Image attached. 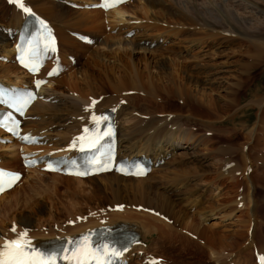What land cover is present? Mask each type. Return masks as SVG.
I'll use <instances>...</instances> for the list:
<instances>
[{
	"label": "bare ground",
	"instance_id": "6f19581e",
	"mask_svg": "<svg viewBox=\"0 0 264 264\" xmlns=\"http://www.w3.org/2000/svg\"><path fill=\"white\" fill-rule=\"evenodd\" d=\"M24 1H26L25 4L27 6L32 8L35 12L39 13L50 22V24L54 27V30L57 34L58 41L64 42V47L66 48V52L73 51L74 49H77L76 47H79L80 52L81 51L83 52L82 48L83 46H86V44L83 45L82 42H80L73 35H71L72 32H80V31H76V29L71 26L79 27L89 23L90 25L94 23V27L99 30L101 35H104V37H102L101 35H97L94 33L91 34L87 33L86 35L89 36L91 42L95 43L100 39L99 43L101 45L103 44V46H105L106 48L108 47V49L101 51V49H95L92 48L91 46L90 47L88 46L87 50L89 49L90 51L89 54L86 55L84 54V52L83 54L81 52L82 57H86L88 59L89 63H87V66L91 67L90 69L97 68L100 72L99 75H101V77L96 76L91 72L93 70L89 71V69L86 70L83 73V75L81 74L82 75V76L80 75L81 77H78L77 76L78 72H72L68 67H65L64 64L62 65L59 64L60 62H58V67L55 69L56 74L48 77L47 81L51 83L53 81H58L57 84L58 86L64 85L67 88L70 87L71 89H73V91H76V95L78 92L82 93V95L78 94L79 96L75 97L77 99H74L76 101H72L73 99L71 98L70 102H68L69 100L67 99H65L67 101H65L64 99H60L61 101L59 103L57 102L52 104L51 102V104H45L43 102L40 103L41 98L35 101L26 112V118L24 119L23 129L25 132H29L30 134L42 135L43 138L37 144L30 146H21L17 142L5 144L3 146L0 145V148H2V150L8 149V152H10L11 154L10 163L13 162L15 163L17 161L20 162V153L21 151L23 152L25 149L38 150L40 152H49L52 150L55 151L58 150L59 153H61L62 150H64L63 152H67L71 148L73 153L76 152L78 146L76 148H72L71 145L74 139L76 138V135L80 132V127L82 125H86V127L91 126L89 119L90 113L94 112L97 115H104L109 109L111 111L115 109L113 113H114V120L117 125V139L119 141L118 153L122 156L129 154L140 155L143 152L146 153L147 151H151L150 154L153 153V157L155 159L154 162L156 163V160L160 161L165 156V152L168 151L169 153L175 150L177 147L182 146L183 143L188 142L187 143L188 145L186 146L188 147V149L194 148L195 146L198 147V145L202 140L199 139V136H197V134H194L193 131H188L187 128L183 127L184 123H189V124L192 123L190 121L186 122V120L192 119L190 118V116H193V118H195L196 117L195 115L198 114L196 112H202L209 116V110H214L217 107H220L222 110L224 109L229 110L231 113L227 117L229 118V120H232L234 116L232 113L233 112L232 109L233 106L234 107L236 106L235 104L237 102L234 101L235 99H233V96H236L239 92L243 91L241 85V83L243 82L242 78L244 80L245 77L247 78L249 76L248 71L250 67L251 69H254L257 65H264V58H263L264 54H262L264 53L263 33L251 31L250 34H248L247 31L249 30V28L248 26H246L248 23V18H244L241 16L238 17L232 10L229 9L224 10L220 5L214 6L212 10H209L207 8H203V9L197 7L193 8L196 17L191 18L183 11H180L179 8L172 5V2L170 0H132L129 1L128 3L119 6L116 9L106 12L100 9L86 10L84 9L83 6H82L83 9L81 10H74V9L66 8L64 7L65 6L64 4L63 6L62 4L58 3V1L56 2L53 0L52 1L24 0ZM75 1L73 0V2ZM85 1L86 3L87 2L91 3V0H84L82 2ZM262 1L264 2V0ZM34 2L37 4V8H35ZM46 2L48 3V5L46 4ZM250 2L252 5L255 6L253 12H256V14L260 15L264 19V5H258L252 1ZM11 4L13 5L14 3ZM45 4L47 6H45ZM14 7H15L14 10L16 11L14 13L15 17L12 18L14 20H8L9 18L6 19L5 20L6 26H4V28H0V49L4 53L2 56H0L2 59L0 60V82H3L6 85L18 84L20 82V79L25 77V73L19 67H17L13 61L14 47L11 46L12 42L9 39L10 35H12L14 38H17L18 27L21 25V22L24 18V14L22 13V11L19 10V8H17L16 5H14ZM125 14H130L133 17V18H128L127 21L128 20L133 21V19L136 20V22L133 21L135 22V24H132L133 26L127 23L129 25V29L134 28L135 30H138L137 32H140L139 30H142L141 34H144L148 29L151 30L155 28L161 29L163 33H165V35H168L170 33L172 34V32L181 35H183V33H188L189 34L188 43L191 47L193 45H198V46L203 45V42L202 41L200 42L198 37H192L193 35L200 36L199 34L201 33L200 31L202 30L207 33L208 30H209L208 32H211L214 30H218L217 27H220V29L222 30L221 33L227 35V33L231 31L233 32V36H235V33L238 32L239 34L240 32L236 27V25L240 26L245 30V32L242 33L240 32V34L242 35L244 34V36L247 37L251 50L253 49V54L252 53L251 54L256 57L257 56L260 57V59L259 58L257 59L256 61L257 63H255L254 58L252 59L251 61L252 64L248 67L246 74H242L244 71L240 69L241 72L239 71L240 75H238V77L242 82H240L237 85H235V83H232L233 86H231V88L228 87L226 90L228 99L230 98V100L227 101V99H225V101H222L223 103L219 105L220 103L219 104L216 103L217 101L216 98H214L211 94L208 95L205 92V90H207V87L206 86L204 87V85L211 83H219V81L217 80L220 79H218L219 77L217 76V74L220 72L224 73V71L226 70H221L220 68L218 69V71L208 73L205 70L207 66L206 62L205 63L201 62L200 64H198L192 61L191 59L183 58V60L182 59L178 60L177 55L179 53L176 50V47L174 46H167L166 48H161L162 52H160L161 54L159 53L156 58L153 57L151 59H148L149 57H146L145 59L143 58L144 66L142 68L140 65L142 58L136 59L134 58V54H137L140 51L144 52L145 50H147L145 44L146 43L148 44V42H144V45H142L141 44L142 42H139L136 39L137 38L136 35H135L136 38L134 37V39L127 40L124 39L125 37L123 39L120 38L121 36L119 35L121 34V28H118L116 34H110V33L104 34L105 29L107 28L109 30L111 29L110 24H113L115 26L116 24H119L118 22L120 23L126 22ZM110 17H112L113 20L114 21L116 20L117 22L115 23L113 20L110 19ZM100 18H102V21H99ZM103 18H105L106 20L105 24ZM142 20L152 23L151 26L147 28L143 24ZM206 20H209V23H207ZM197 21H200L201 24H199ZM197 25H204L205 30L203 29V26H197ZM223 25L225 26V28H223L224 27ZM223 29L226 32H224ZM179 38L181 39V37ZM184 40H182L181 42H185V41L187 42V40L185 41ZM204 43H207V41ZM59 44L62 45L63 43H59ZM110 46H114L115 48L110 49L109 48ZM205 46H207V44ZM75 51L78 52V49L74 50V52ZM164 51L166 52L167 55L163 54ZM59 52L57 54V57H59L60 55ZM169 56L171 58H169ZM191 56L194 59L197 58L196 54H191ZM57 57L49 55L47 58L46 66H49L54 62H57ZM3 58H6V61H3ZM63 62L67 63L65 62V59L63 60ZM188 65L191 67H189ZM219 66L217 65V67ZM46 68L47 67H45L42 70L43 76H45ZM199 68L201 70L200 74H199ZM236 71H238L237 68ZM57 74L58 76L61 74V76L59 78H56ZM46 90L47 88L44 86L42 89L43 95L45 94ZM52 90L55 91L54 88ZM54 91H52V93ZM131 91H135L136 93L131 94L130 93ZM141 93L143 94L141 95ZM105 94L106 97L104 96ZM71 97L73 96L71 95ZM89 97H91V101ZM175 97L179 98L180 104H183V106H179V107L177 106L178 108L174 107L175 105L173 104V100H175ZM121 99L124 100L123 103L119 102ZM157 99L162 101L164 100L163 102L166 105V109L176 108V110L175 109L172 110L174 111L175 114H172L170 116V114L168 113L172 112L171 109L166 110L156 105L155 102ZM93 100H97V103L95 104L94 107H92L91 111H86V109L92 105ZM263 100L264 98H260V100L256 98L255 100L253 99V103L257 105V108L260 107L261 111L260 114L258 115L257 123L256 124L253 123V128L250 129L251 131L250 137H247L248 139L247 146H249V144L252 141H260L261 145L259 146V148L256 150V153L252 157L251 159L252 161L250 163H246V167H243L244 174H238L244 177L247 180V183L250 185V187L247 188L248 192L246 194V198L248 200V202L246 203L248 204H251L250 203L251 200H253V202L255 201L256 184L258 183L260 184L259 181H262V179L264 178V104H262ZM196 101L202 102L204 106L206 105L207 107L198 109L199 105ZM66 104H69L67 106L69 107L70 110L68 111L67 114H64L63 116H57L58 118L56 121H59L60 119L63 120L64 118L63 120L64 123L63 125L60 126H67L68 128H71V130L68 132L55 133L56 131L53 132L51 127L52 118L56 115L58 109L64 107ZM254 104L251 105L254 106ZM155 106L157 108L152 109ZM184 106H185V110H183ZM244 107L245 106H243V109ZM129 108L131 109L130 112H133L131 114L138 113L140 118L132 127L131 126L129 127L130 130L128 132H126L125 134H120L121 129H120V124L118 122V117L121 116V114L124 113L125 111L126 112L127 110L129 111L130 110ZM69 114H71V117L69 116ZM32 115L35 116L34 119L31 118ZM208 116L207 119H205L204 121H206L207 124L210 123L213 124V120L215 118H211L210 116L209 117ZM196 119L198 121L201 120L200 117H197L193 120ZM210 119H212V121H209ZM220 119H223L224 121L225 117L224 118L222 117ZM230 123L232 124V122ZM207 127L209 128V126ZM255 130L258 132L256 133ZM225 131L226 130H224V132ZM0 134H2L1 130H0ZM16 146L18 147V150L14 149ZM229 146H227L228 147L227 150L231 148ZM247 146H243L241 144L239 148L235 147V150H233V152L237 153V150L242 151ZM223 155L232 156L230 155V151L224 152ZM259 155H261V157H259ZM3 156L4 153L0 152V157ZM5 163L6 162L3 161L0 162L1 165L7 167V164ZM261 164L263 165L262 168L260 167ZM36 168L40 169L38 167L30 168V169H36ZM28 170L29 169H27V171ZM151 170L154 169L152 168ZM223 170H227V169H223ZM237 171H242V168L241 167L237 168L234 164V167L231 168L228 167L227 175L230 177L231 176L230 174L233 173L232 176L234 178L235 177L234 174L235 173L237 174ZM44 174L48 175L47 172H45ZM50 175H52L51 177L57 176L59 179L62 178L63 181H67L68 183L76 182V181L78 183H85V182L89 183L90 186L92 187L93 192H95L99 196L102 194L101 196L103 198L101 199L102 200L101 204L111 205V211L109 213L104 214V210L102 206H100L97 212H95L94 210L92 211L95 212L94 214H96L94 218H87L85 222L79 221L76 225L73 226H63V225H61V227L53 226L50 227L48 230L42 231L44 229L43 227V229H41L42 232L35 230V228H37L38 225H33L31 216L22 217L18 215L17 217H13L12 219L15 222L11 226H9L7 222L5 223L4 220L0 219V246H2L5 243V240H12L13 238L17 237V235L25 231H27L26 239L29 241L30 240L38 241L39 239L41 240L54 239L56 242H58L66 237L69 238L71 236L73 238L76 235L81 234L94 227L105 226V225L110 227L121 226L123 227V230L128 235H130L134 240V243L130 245L129 252L127 253L128 257H131L132 251L134 249L136 250V249L147 248L144 247L143 244H145V242L149 241L150 239H151L150 243L154 242V240H160L161 242H163V240L167 238L173 239V237H181L182 235L185 234V233L183 234L182 228L168 226V224L164 222L165 219L160 217L161 213H163L164 216L169 217L170 216L169 213H171L170 206H174L173 201L168 195L163 193H158L159 197H161L160 199H162L163 202L157 200L158 202L160 201L159 202L160 204L158 203L157 204L163 208L157 209L159 207L158 205H157L158 207L156 208L155 206L152 207L151 205L153 204L151 203H150L151 205H147L148 200L145 203V198L147 196H149L150 194L152 195L156 194V192L154 193L152 192L151 186L146 182V180L149 178V176L147 175H146L147 177L143 178V177H133V176H122L119 174H115L114 172H107L100 175H93L91 177H86L84 179L74 176L56 174V173ZM219 175L222 178L228 177L224 174L223 175L219 174ZM178 178L180 179V177ZM23 179H25L24 175L23 177L20 178V180ZM20 180L18 181V183L21 182ZM12 189L0 195V202L6 199L7 196H9ZM75 190L76 187L72 188L71 194H74L76 192ZM108 193L109 195L111 194L110 197L113 198V201L110 202L105 201L106 202L105 204L103 199H105V197L107 198ZM261 195H262V200H264V193ZM137 198H140L139 200L142 201L141 202L139 201V203H135V200L137 201ZM154 201L156 200L154 199ZM225 201H226L225 203L224 201L222 202L215 201L214 203L210 204L208 208H210L211 210L214 208H216L217 210L223 209L225 212V210H227L226 207L227 200ZM243 202H244L243 200L241 201L238 200V205L239 203L240 206L245 205L246 203ZM116 205H119L121 207H119L117 210H114V206ZM132 205H134L135 209L136 207H139L141 211L138 212L136 210H131L129 207H131ZM247 210H249V208ZM165 212L168 213L169 216ZM98 213L100 215L103 214V216H100ZM225 214H227V216L231 215L230 212H225ZM100 219L102 220V222L100 221ZM169 219L172 218L169 217ZM169 219H167V222ZM198 224H200V222ZM187 225L189 226L190 229H192L194 237H197V240L192 239L193 243H191V241L190 243L195 244L197 247H199V249L200 247L202 249L206 247V249L208 250L207 252L209 253V258L212 260L213 264H235L232 260L233 252L232 250H230V247H232L233 244L236 243V239L242 237L238 231H235L232 234H222V233L219 234V232L213 229V226H205L201 228L198 225H196V223L193 222L187 223ZM13 226H15L16 228L15 232L11 230ZM30 228H34V229L30 232L29 231ZM205 230H208L209 232L206 233ZM131 232H134L135 234H131ZM155 232H158V239L157 237L156 238L152 237L148 239L150 234H153ZM203 238L204 239L208 238L210 240L209 243L206 242L207 240L203 241ZM183 239L185 240V237ZM169 241L172 242V240ZM238 246L239 244L236 243L235 247ZM245 248L246 247H244V249ZM240 249L241 247L238 248L239 252L241 251ZM147 252L148 249L144 253ZM244 253H243L244 256L248 257V261L250 264H259L258 257L260 255H264V249L259 250L258 255L256 254L257 258L255 263L251 262L252 258L251 255L250 256L248 255V251ZM153 258L154 257H151L150 259ZM234 259H238V258H234ZM241 259L243 258L241 257ZM142 264H145V262ZM158 264H162V263L159 262Z\"/></svg>",
	"mask_w": 264,
	"mask_h": 264
},
{
	"label": "rangeland",
	"instance_id": "374dc122",
	"mask_svg": "<svg viewBox=\"0 0 264 264\" xmlns=\"http://www.w3.org/2000/svg\"><path fill=\"white\" fill-rule=\"evenodd\" d=\"M44 1H52V0H44ZM53 1L56 2L58 1V3L62 5L64 4L65 5V6L63 5L64 7L74 10L83 9L81 5L86 3V1L82 2L84 0H79V1L74 0L75 2H73V0H69L70 2L80 5L79 7H72L71 5L68 4V0H53ZM170 1L172 2V5L179 8L180 11H183L191 18L196 17L193 8L196 7L201 9L207 8L209 10H212L214 6L220 5L224 10L226 9L232 10L238 17L241 16L244 18H248V23L246 25L249 28V30L247 31L248 34H250L251 31H254V32H262L264 35V19L260 15L256 14V12H253L255 6L252 5L250 2L252 1L258 5H264V2L262 0H170ZM23 2L24 4L26 3V1L24 0ZM10 4L8 3L7 0H0V28H4V26H6L5 25L6 19L9 18L8 20H14L12 18L15 17L14 13L16 11L14 10L15 8L14 4L13 5ZM46 4L48 5L47 2ZM46 4L45 6H47ZM34 6L35 8H37V4L35 2H34ZM84 9L94 10L92 8H84ZM125 17H126L125 18L126 22H121V23L118 22V23L120 24L124 23L126 27L125 30L128 31L135 30L134 28L129 29L128 24L130 25L135 24L136 20L133 19V21L135 22H133L132 20L127 21L128 18H133L130 14H125ZM110 19L113 20L112 17H110ZM103 20L105 24L106 23L105 18H103ZM99 21H102V18H100ZM114 22L116 23L117 21L115 20ZM142 22L147 28H149L152 24L144 20H142ZM197 22L201 24L200 21ZM206 22L209 23V20H206ZM112 25L113 24H110L111 26L110 30L108 28L104 30V34L117 33V31L116 32L112 31L113 30L112 27H114V25L113 26ZM197 26H203V29L205 30L204 25H197ZM71 27H74L76 31H80L84 34L94 33L97 35H101L99 30L94 27V23H92L91 25L89 23L79 27L77 26L76 27L71 26ZM236 27L241 33L245 32V30L240 26L236 25ZM223 28H225V26ZM217 29L218 30H214L211 32H208L209 30L207 29L208 30L207 33L202 30L200 31L201 32L199 34L200 36L193 35L192 37H198L199 41L203 42V45L201 46L193 45L192 47L188 43L189 41L188 33H183V35H181L172 32V34L170 33L171 35L170 34L165 35V33H163V31L158 28L151 30L148 29L144 34H141L142 30H139L140 32H137L138 30H135L136 33L133 32L131 36H126L125 33L127 31L124 30V32H121V34L119 35L121 36L120 38L123 39L125 37L124 39L127 40L134 39V37L136 38L137 36L136 39L139 42H142L141 43L142 45H144V42H148L149 45L147 43L145 44L147 50H145L144 52L140 51L139 53L134 54V58L136 59L142 58V61L140 63L142 68L144 66L143 58L144 59L146 57H149L148 59H151L152 57L156 58L158 54L162 52L161 48H166L167 46H174L176 47V50L179 53L177 55L178 60L181 59L183 60V58H186V59H191L192 61L198 64H200L201 62L202 63L206 62L207 66L205 70L208 73L218 71V69L220 68L221 70H226L224 71V73L220 72L217 74V76L219 77L218 79H220L217 80L219 81V83H211L204 85V87L205 86L207 87V90H205V92L208 95L211 94L214 98H216V100L218 101V102L216 101V103L218 104L220 103L219 105H221L223 103L222 101H225V99H227V101L230 100V98L228 99L226 90L228 87L231 88V86H233L232 83H235V85H237L242 81L244 82L241 83L243 91L239 92L236 96H233L235 102L239 101L238 102L239 105L236 102L235 104L236 106L235 107L233 106L232 113L234 116L232 120H229V118L227 117L231 112L225 109L222 110L220 107H217L214 110H209V116L211 118H215L213 120V124L211 123L207 124L206 121H204L205 119H207L208 115L202 112H196L199 115L198 114L195 115L196 116L195 118L200 117L201 120L200 121H198L197 119H196L197 121L193 120L195 118H193V116H190V118L192 119H188L186 120V122L190 121L192 123L190 124L184 123L183 127L187 128L188 131H193L194 134H197V136H199V139H201L202 141L200 142L198 147L195 146L194 148L188 149V147H186L188 145L187 142V143H183L182 146L177 147L175 150L169 153L168 151L165 152V156L163 157L164 162L155 166V168L152 167L154 170H152L149 174H147L149 178L146 180V182L151 186L152 192L153 193L156 192V194L153 195L150 194L149 196H147L145 198V203L148 200L149 203L147 202V205L153 204L151 205L152 207L155 206L156 208L159 206L157 209L163 208L160 205H158L160 204L159 202L162 201L158 193H163L168 195L173 201L174 206H170L171 207V211H170L171 213H169L170 216L168 213L166 212L165 213L172 219H169V217L164 216L163 213H161V215L163 216L160 215V217L165 219L164 222L168 224V226L182 228V232L183 234L184 233L185 234L182 235L181 237H173V239L167 238L163 240V242H161L160 240H154V242L152 243H150L151 240L150 238L157 237L158 239V232L150 234V236L148 237V239L150 240L146 241L145 244H143L144 247L147 248L136 249V250L134 249L132 251V255L135 258V260L131 264H142L144 262L146 264L147 261H148L147 264H150L149 261L151 260L150 259L151 257L154 258L160 257L161 259L158 261V263L160 262L162 264H213L212 260L209 258V253L207 252L208 250L206 249V247L203 249L200 247L199 249V247H197L195 244H191L193 243L192 239L197 240V237H194L193 235L192 229H190L189 226L187 225V223H191V222L196 223V225H198L201 228L205 226H213V229L219 232V234L221 233L232 234L233 232L238 231L242 236L236 239V243L239 244V246L235 247L236 244L235 243L233 244L232 247H230V250H232L233 252L232 260L235 264L238 263L250 264L248 261V257L244 256V254H247L244 252L247 251H248V255L249 256L251 255L252 258L251 262L255 263L256 262L255 252L258 255L259 250L264 249V200H262V195H261L264 193V184H263L264 178L262 179V181H259L260 184L259 183L256 184L255 201L253 202V200H251L250 202L251 204H248L246 203L248 202L246 198V194L248 192L247 188H249L250 185L247 183V180L244 177L238 175V174H244L243 167H246V163H250L252 161L251 160L252 157L254 156L256 150L261 145L260 141H252L249 144V146H247V141H248L247 137H250L251 135L250 129L253 128V123L255 124L257 123V118L261 111L260 110L261 108L260 107L257 108V105L253 103V99L255 100L256 98L260 100V98H264V65H257L254 69H251L250 67L248 71L249 76L247 78L245 77L247 81L245 79L243 80V78L241 81L240 78L238 77V75H240L239 71L241 72L242 70L244 71L242 74H246L248 67L252 64L251 63L252 59L254 58L255 63H257L256 61L258 58L260 59V57L258 56L256 57L252 55L253 49L251 50L248 39L247 37L244 36V34L242 35L240 34V32L238 34L237 32L235 33V36H233V32L230 31L227 33V35H225L224 33H221L222 30L220 29V27H217ZM223 31L226 32L224 29ZM101 36L104 37V35ZM163 37L165 38V40ZM179 37H181L182 40L184 39L187 40V42L185 40H184L185 42H181L182 40ZM206 41L207 43H204ZM99 42L100 39L95 43L91 42V44L87 43L86 46H83L82 50L84 54L86 55L89 54L90 51L89 49L87 50L88 46L89 47L91 46L92 48L95 49H101V51L108 49V47L106 48L105 46H103V44L101 45ZM59 43H63L62 44L63 46L59 44V51H60L59 57L61 60L65 59V62H67L64 63L63 60L62 62L58 61L60 62L59 64L62 65L64 64V66L68 67L72 72H78L77 73L78 77H81L83 73L88 69L89 71L93 70L91 71L93 74L101 77V75H99L100 72L97 68L90 69L91 67L87 66V63H89L88 59L86 57H82L83 52L81 51L82 52L81 54L79 47H76L78 49V52L77 51L74 52V50L77 49H74L73 51L70 52H66V48L64 47V42L60 41ZM206 44L207 46H205ZM109 48L114 49L115 47L110 46ZM3 54L4 53L0 49V56H2ZM163 54H166V52L164 51ZM191 54H196L197 58L194 59L191 56ZM78 55L79 57L80 56L81 57L79 58ZM169 58L171 57L169 56ZM217 65L220 66L217 67ZM236 68L238 71H236ZM200 73L201 70L199 68V74ZM60 76L61 74L56 78H59ZM48 83H49L48 86L45 85V87L47 88V90L45 91L47 95L45 96L48 98L44 99L43 97L41 99L42 102L45 104H51V102L52 104L57 102L59 103L61 101L60 99H64V100L67 99L69 100L68 102H70L72 98L73 99L72 101H76L74 100L77 99L75 97L82 95V93L80 92H78L76 95V91H73V89H71L70 87L67 88L64 85L58 86L57 85L58 81H53L52 83L50 82ZM53 88L55 89V91L52 90ZM52 91L54 92L52 93ZM130 93L135 94L136 92L131 91ZM142 94L143 93H141V95ZM71 95L73 97H71ZM104 96L106 97V94ZM91 97H89L90 101H91ZM163 101L157 99L155 103L161 108L166 109V105L164 104ZM42 102L40 101V103ZM120 102L122 103L123 100H120ZM263 102L262 104H264ZM197 103L199 105L198 109L207 107L206 105L204 106L202 102H197ZM173 104L175 105L174 107L176 108H178L179 106H183V104H180V100L177 97H175V100H173ZM251 104H254V106ZM67 105L69 104H66L64 107L58 109L56 115L52 118L51 127L53 132L56 131L55 133L68 132L71 130V128H68L67 126H60L63 125L64 118L63 120L62 119L59 120L61 123L59 121H56L58 118L57 116H63L64 114L68 113L70 109ZM243 106H245L244 109ZM156 108L157 107L155 106L152 109H156ZM176 108H172V109L167 108L166 110L171 109L172 111L174 109L176 110ZM183 110H185V106L183 107ZM130 111L131 109L129 111L127 110V112L125 111L124 113L121 114V116L118 117V122L120 124V129H121L120 134H125L126 132H128L130 130L129 127L130 126L132 127L140 118L138 113L131 114L133 112ZM168 114H170L171 116L172 114L175 113L174 111H172L169 112ZM69 116L71 117V114H69ZM222 117L223 118L225 117L224 121L223 119H220ZM216 118L218 121L216 120ZM55 121L59 123V126L58 123H56ZM209 121H212V119H210ZM230 122H232V124ZM54 125L57 127H55ZM207 126H209V128ZM224 130L226 131L224 132ZM257 132L258 131H256V133ZM241 144L247 147L244 148L242 151L237 150V153H234L233 150H235V147L239 148ZM0 145L3 146L5 144L0 143ZM227 146L231 147L230 148L231 150L230 149L227 150L228 148ZM14 149L18 150V147L16 146ZM222 150L223 151L225 150L224 152L230 151V155L232 156L223 155L224 152ZM0 152L4 153V156L0 157V162L2 161L6 162L5 164H7V167L9 168L19 169V170L21 169L19 161L15 163L14 162L10 163L11 154L10 152H8V149L2 150V148H0ZM261 155H259V157H261ZM234 164L237 168L241 167L242 171H237V174L236 173L234 174L235 176L234 178L232 176L233 173H231L230 174L231 175L230 177L232 178L231 179L227 175V170L228 167L230 168L234 167ZM260 167L262 168L263 165L261 164ZM223 169H227V170H223ZM37 170L40 169L36 168V169H29L28 171L27 170L24 171L23 175L25 179L20 180L21 182H19L12 189L9 196H7L6 199L0 202V219L4 220L5 223L7 222L9 226H11L15 222L12 219L13 217H17L18 215L22 217L31 216L33 225L40 226V227L37 226L35 230L40 232L41 229H43V227L44 229L42 231L48 230L50 227L53 226L54 227L55 226L61 227V225L73 226L76 225L79 221L85 222L87 218L95 217L96 214L94 213L97 212L100 206H102L104 210V214L109 213L111 211V205L101 204L102 201L101 199L103 198L101 196L102 194L99 196L95 192H93L92 187L90 186L89 183L87 182L78 183L77 181L68 183L67 181H63L62 178L59 179L57 176L51 177L52 175L50 174H54V173L47 172L48 175H45L44 174L45 172H43L42 170H40L41 172ZM219 174L221 175L224 174L228 177L222 178ZM180 175L182 176V178ZM177 176L180 177V179ZM74 187H76L75 190L76 194L74 193L75 195L71 194V189ZM110 196L111 194L109 195L108 193L107 198L105 197V199H103L105 204H106L105 201L108 202L113 201V198H111ZM139 199L140 198H137L138 202L135 200V203H139V201L140 202L142 201ZM154 199L156 201L157 200L160 201L156 202L154 201ZM225 200H227V205H226L227 210H225V212H230L231 215L229 216H227L228 213L225 214L223 209L217 210L216 208H214L211 210L210 208H208L209 205L214 203L215 201L216 202L224 201L225 203L226 202ZM238 200L239 201L243 200L246 204L242 205L241 207H238L240 206L238 205ZM98 203L101 205H99ZM129 208L131 210H136L138 212L141 211L139 207H136L135 209L134 205H132ZM248 208L249 210H247ZM93 210L95 212H92ZM100 216H103V214ZM165 217L169 219L168 222ZM100 221L102 222L101 219ZM197 222L198 223L200 222V224H198ZM33 229L34 228H30L29 231L31 232ZM205 231L206 233L209 232L208 230ZM184 237L185 240L183 239ZM169 240H172V242ZM203 241L209 243L210 240L208 238L207 239L203 238ZM240 247H241L240 249L241 251L239 252L238 248ZM244 247L246 248L244 249ZM147 249L148 252L144 253L147 251ZM241 257L243 259H241ZM234 258H238V259H234Z\"/></svg>",
	"mask_w": 264,
	"mask_h": 264
},
{
	"label": "snow or ice",
	"instance_id": "6c2138e0",
	"mask_svg": "<svg viewBox=\"0 0 264 264\" xmlns=\"http://www.w3.org/2000/svg\"><path fill=\"white\" fill-rule=\"evenodd\" d=\"M11 3L16 4L21 8L25 13H30L31 9L25 7L23 0H10ZM125 0H102L100 7L108 10L112 7H115L119 4L124 3ZM43 27L44 22H40ZM50 31V30H49ZM45 50L55 51L54 41L49 39L48 44L45 45ZM35 59H33L30 70L36 72L39 70L40 61H39V50H32ZM26 67H29L28 63H25ZM56 74V70L50 72L49 75ZM37 86L43 84L44 81L38 80ZM34 99L32 94H28L26 98H9L5 99L4 94L0 93V103H9L10 106L14 107L16 111L23 112L24 108ZM97 101L93 100L92 105L86 109V111H91L92 107L95 106ZM115 111V109H113ZM107 115H96L94 112L90 116V120L94 125L93 129L85 127L84 134L74 139L71 147L76 148L79 146L81 152H91L92 155L86 157L83 162L82 171H76L71 174H76L80 176H85L90 174V172H102L111 170L114 164V157L112 153L111 146L105 151L103 150V145L101 143L105 137L112 136V127ZM8 120L11 122V127L7 123L0 124V126L8 127L9 131L15 132L18 128V122L13 120L11 114H9ZM106 130L100 131V125L106 124ZM18 134V133H16ZM21 139L28 143H38L39 141L30 136H23ZM29 164H35V161H28ZM72 167L80 168L81 165H77L75 161L71 162ZM135 171L128 172V169L124 165H120L116 170L125 172L126 174L132 175H143L144 169L140 168L138 165L133 166ZM50 170H58L53 168L52 164L48 165ZM19 180V175L16 173H8L3 170H0V192L5 191L7 188L12 187L16 181ZM12 231L15 232L16 228L13 226ZM27 231L20 234L16 239L5 240V243L0 246V264H52L55 260V256H49L47 259L44 258L43 253H39L35 248H32L31 242L26 239ZM68 244L75 243V247L71 249V256H64L63 258L68 260L70 264L74 261V264H110L112 257H117L121 255L120 251H117L115 248H110L108 244H101L93 248L90 244V238L88 236L82 237L80 241L73 242L71 240L67 241ZM64 252H68V248L62 249ZM259 264H264V255L258 257ZM150 264H158L156 261L150 262Z\"/></svg>",
	"mask_w": 264,
	"mask_h": 264
}]
</instances>
